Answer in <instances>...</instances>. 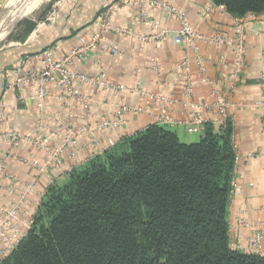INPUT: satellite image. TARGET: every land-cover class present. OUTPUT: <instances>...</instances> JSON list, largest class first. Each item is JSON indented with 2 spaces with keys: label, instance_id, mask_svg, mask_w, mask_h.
Listing matches in <instances>:
<instances>
[{
  "label": "trees",
  "instance_id": "1",
  "mask_svg": "<svg viewBox=\"0 0 264 264\" xmlns=\"http://www.w3.org/2000/svg\"><path fill=\"white\" fill-rule=\"evenodd\" d=\"M212 1L236 18L264 13V0ZM202 133L186 142L150 124L77 167L47 188L33 227L0 264H264L231 246V120Z\"/></svg>",
  "mask_w": 264,
  "mask_h": 264
},
{
  "label": "crops",
  "instance_id": "2",
  "mask_svg": "<svg viewBox=\"0 0 264 264\" xmlns=\"http://www.w3.org/2000/svg\"><path fill=\"white\" fill-rule=\"evenodd\" d=\"M114 0H61L56 10L51 24L39 29L24 45L18 46L10 52L12 57L6 58L3 65L0 64V100L3 95V74L12 70L13 65L20 60L31 58L27 65L34 64L36 54L48 47L55 48L57 56L68 53L78 44V35L83 34L90 40L96 30V21L102 16L103 10ZM180 7L187 10L191 23L196 29L207 33L224 32L231 36L236 35L241 29L246 33V56L243 72L239 79H231V65L236 53L226 46H212L202 43L200 51L208 59L207 77L218 90L223 91L231 101L229 112L232 123L233 140L237 152V161L234 169V190L231 193L228 205L229 214V235L231 246L244 243L245 236L253 233L258 227L255 225L264 220V157L262 147L264 134L262 131V114L257 106V102L262 96L261 72L264 64V13L247 14L243 17H234L224 6H212V0H174ZM155 13L162 24L175 32L179 27V21L169 19L161 10L155 8ZM112 23L115 26H131L134 22L136 11L127 6H120L115 11ZM138 28L144 29L140 23H136ZM118 44L124 53L123 56H115L109 52L111 45ZM158 53L162 63L161 73L158 74L150 67V58ZM184 46L176 43L173 39H166L161 44L149 43L143 49L139 48L138 39L131 38L118 32L106 31L102 39L97 43V48L90 52V56L83 62V68L90 71H103L108 73L111 80L132 85L138 77L143 85L150 91L161 90L170 94L172 103L169 111L174 116L175 122L168 126L174 130L181 139L186 142L198 141L203 134V130L190 132L186 128L187 121L192 119L194 111L201 112L214 126V130L219 132L225 124L219 113L214 109L197 108L195 104L200 101L213 102L211 87L207 83L206 76L195 66L191 68L194 96L187 100L185 92V80L180 77L181 63L184 56ZM26 63V61L24 60ZM12 65V66H11ZM140 69V70H139ZM231 82V83H230ZM87 93L95 94L98 101L94 104V115L96 117L111 116L112 109L107 103L101 100L103 94L95 91L91 87H85ZM22 99L19 100V96ZM31 88L28 85L24 89L16 88L5 95L7 110L5 119L0 123L1 127L18 128L24 133L33 136L44 131L38 126V106L30 100ZM121 99L127 102H141L145 100L137 96L136 98L129 92L121 93ZM50 98L46 102V113L57 108L64 114L67 108L62 106L60 90L52 88ZM79 109V107H78ZM156 111L153 114L142 112L130 114L128 130L132 134L145 129L150 124L157 123ZM81 120H76L74 125H80ZM103 144H107L110 139L121 141L123 129L117 131H105L100 134ZM59 140L58 137H49V140ZM85 137L80 144L78 158L75 167H84L88 164L87 155L89 149ZM255 154V155H254ZM260 154V155H259ZM41 157L39 150L30 147H20L17 149L15 158H7L4 150L0 149V170L5 169L14 175V179H9L0 174V182L6 187L13 186L15 190L22 191L27 181H32L37 176V171L31 166L21 161L20 157ZM64 169H57L54 172L55 182L64 183L68 181L63 176ZM253 182V185L250 183ZM49 183L40 179L35 191L30 195L26 204V218L33 217L40 205V200L46 192ZM17 194H9L0 187V204L12 207L16 204ZM2 214L0 212V219ZM248 224V226L246 225ZM3 244L0 241V246ZM246 251V250H244ZM252 252V251H246ZM254 253V252H253Z\"/></svg>",
  "mask_w": 264,
  "mask_h": 264
},
{
  "label": "built area",
  "instance_id": "3",
  "mask_svg": "<svg viewBox=\"0 0 264 264\" xmlns=\"http://www.w3.org/2000/svg\"><path fill=\"white\" fill-rule=\"evenodd\" d=\"M212 6H223L215 4ZM120 6H127L136 11L133 25L114 26L112 18L115 10ZM157 8L164 13L166 17L179 21V27L175 32L165 27L154 9ZM140 23L144 29L136 26ZM106 31L118 32L131 38L138 39L140 50L149 43L157 45L166 39H173L174 42L184 46V56L181 63L180 77L185 80V92L188 102L194 96V87L191 68L195 66L206 76L207 83L211 87V95L214 96L213 102L200 101L195 106L199 109H214L219 113L222 121L225 123L230 117L231 101L228 100L223 91L214 87V84L207 77L208 59L200 51V45L205 43L212 46H226L234 50L236 58L231 65V79H239L243 72L246 56V33L241 29L236 35L231 36L224 32L207 33L196 29L190 21L187 10L180 7L174 0H114L103 11L102 16L96 21V30L89 40L86 35H78V44L68 53L57 56L55 48L48 47L36 54L34 64L27 65L31 58L22 59L18 64L13 65L12 70L3 74V95L0 100V123L5 119L7 110L5 95L16 88L24 89L28 85L31 88L30 100L38 106V126L44 131L46 137L41 134L31 135L24 133L18 128L0 126V149L4 150L7 158H15L17 149L20 147H30L39 150L41 157H20L21 161L31 166L37 171V176L32 181H27L22 191L15 190V187H6L0 182V187L9 194H17L18 200L12 207L0 204V259L9 255L18 244L24 239L30 229L33 227L34 216L27 219L26 204H28L30 195L35 191L38 181L44 178L50 186L55 184L54 172L57 169H64L63 176L70 179V176L77 161V154L82 140L87 138L89 149L88 163L103 155L107 150L115 148L119 141L110 139L105 145L102 143L100 134L105 131H117L123 129L125 138L133 136L129 132L130 114L147 112L153 114L156 111L157 124L170 125L176 120L169 111V105L172 103L170 94L161 90L150 91L138 77L134 84L114 82L110 79L108 73L103 71H90L83 68V62L90 56V52L97 48V43ZM113 55L123 56L118 44H113L109 48ZM26 61V63L24 62ZM150 67L158 74L161 73L162 63L158 53L150 58ZM140 70V69H139ZM262 96L257 102V106L262 114V131L264 134V64L262 66ZM231 83V82H230ZM85 87H91L95 91L103 94L102 102L109 104L112 109L111 116L96 117L94 115V104L98 101L95 94L87 93ZM52 88L60 90V99L62 106L67 108L63 114L60 109H53L46 113V102L50 98ZM131 93L135 98L139 96L145 100L141 102H127L121 99V93ZM19 100L22 96L18 95ZM79 107V109H78ZM81 120L80 125H74L76 120ZM207 123L206 117L197 110L192 113V119L187 121L186 128L190 132L204 130ZM49 137L56 138L50 141ZM264 141V140H263ZM261 157H264V143ZM259 154V155H260ZM255 155V154H254ZM0 174L7 178L15 180L14 175L1 169ZM254 183L251 182L250 185ZM234 183L233 189L234 190ZM46 193V192H45ZM40 203L43 200V197ZM264 210V204H263ZM248 226V224H246ZM258 227L253 233L245 236L244 243L236 245L241 251H252L264 255V220L258 222Z\"/></svg>",
  "mask_w": 264,
  "mask_h": 264
},
{
  "label": "rangeland",
  "instance_id": "4",
  "mask_svg": "<svg viewBox=\"0 0 264 264\" xmlns=\"http://www.w3.org/2000/svg\"><path fill=\"white\" fill-rule=\"evenodd\" d=\"M60 3L61 0H0V26L13 21L0 34V64L12 57L14 48L51 24Z\"/></svg>",
  "mask_w": 264,
  "mask_h": 264
},
{
  "label": "bare ground",
  "instance_id": "5",
  "mask_svg": "<svg viewBox=\"0 0 264 264\" xmlns=\"http://www.w3.org/2000/svg\"><path fill=\"white\" fill-rule=\"evenodd\" d=\"M11 22H13V21L12 20L11 21L9 20L7 23L5 22V24H3V25L0 26V34H1V31L4 30L6 27H8Z\"/></svg>",
  "mask_w": 264,
  "mask_h": 264
}]
</instances>
